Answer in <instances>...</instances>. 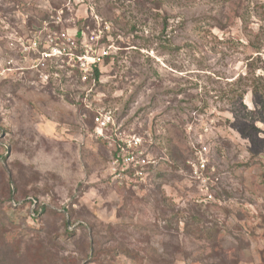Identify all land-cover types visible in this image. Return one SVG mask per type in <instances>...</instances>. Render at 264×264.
Listing matches in <instances>:
<instances>
[{
	"label": "rangeland",
	"instance_id": "obj_1",
	"mask_svg": "<svg viewBox=\"0 0 264 264\" xmlns=\"http://www.w3.org/2000/svg\"><path fill=\"white\" fill-rule=\"evenodd\" d=\"M153 1L0 0L12 255L264 264V0ZM121 139L141 142L143 179L113 170Z\"/></svg>",
	"mask_w": 264,
	"mask_h": 264
},
{
	"label": "built area",
	"instance_id": "obj_2",
	"mask_svg": "<svg viewBox=\"0 0 264 264\" xmlns=\"http://www.w3.org/2000/svg\"><path fill=\"white\" fill-rule=\"evenodd\" d=\"M79 34V31H78ZM81 35H83V31L81 33ZM106 52V51H105ZM84 55V54H83ZM81 55V56H83ZM107 55V52L106 54ZM78 55V58L81 57ZM85 57V55H84ZM104 57V56H102ZM102 57H99L98 59L101 60ZM98 65L97 64H91L92 70L93 68ZM93 74V72H92ZM112 116L110 114H100L97 115L95 120L97 123V133L100 137H105L109 139V143H112L113 140H111V138L106 135L105 131L106 129L110 128V125H112ZM140 143L138 139H136L135 141L132 140H124L121 139L118 143L115 144V152H117L115 154V156L113 157V170L115 172L119 171V175H123V176H128L130 177L132 173H130L131 171H134V177L135 178H141L143 179V177L147 174V170L145 172V167L144 165H149L150 162L146 161L145 158H142L141 160L136 159V156L134 155L135 152L139 151V146ZM201 166H206V164L204 165V163L201 161ZM124 166V167H123ZM122 167V168H121ZM134 167V168H133ZM147 168V167H146ZM16 204V202L14 203ZM34 215V213H33Z\"/></svg>",
	"mask_w": 264,
	"mask_h": 264
},
{
	"label": "trees",
	"instance_id": "obj_3",
	"mask_svg": "<svg viewBox=\"0 0 264 264\" xmlns=\"http://www.w3.org/2000/svg\"><path fill=\"white\" fill-rule=\"evenodd\" d=\"M164 0H154L152 3H154V7L156 8H159L162 3H163ZM82 31L79 30V35H81ZM108 58V56H107ZM93 72V76L94 79L96 81H98L99 79V76H100V70L97 66H95L92 70ZM38 213H40V211H36ZM34 212V215L33 216H37V213ZM68 229V228H67ZM203 236V233H200V236L199 237H202ZM17 250L15 249V247H13L11 245V242L10 241H6V239L4 238V236H0V264H36V258H26V257H21V255H19V251H17V254L16 256L15 255H12L11 253V250ZM92 251L94 254H96V249L94 247H92ZM128 248H126V251L128 253H130L132 256H134V254L130 251V250H127ZM38 250V253H41L42 255V259L40 261V263L38 264H41L42 261H46L45 263L46 264H54L55 263V260H54V256L53 258L52 257H49L47 256V253L45 251H43V247H39L37 248ZM18 256V257H17ZM17 259V260H16ZM166 264H175L173 260H166L165 261ZM204 264H217V263H208V262H204ZM220 264V263H218Z\"/></svg>",
	"mask_w": 264,
	"mask_h": 264
}]
</instances>
